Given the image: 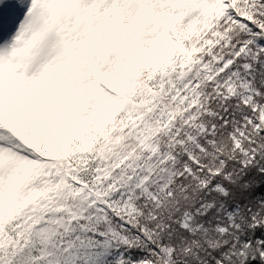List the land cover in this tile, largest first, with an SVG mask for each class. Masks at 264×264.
Masks as SVG:
<instances>
[{"label": "snow or ice", "instance_id": "snow-or-ice-1", "mask_svg": "<svg viewBox=\"0 0 264 264\" xmlns=\"http://www.w3.org/2000/svg\"><path fill=\"white\" fill-rule=\"evenodd\" d=\"M0 264H264V0H0Z\"/></svg>", "mask_w": 264, "mask_h": 264}]
</instances>
